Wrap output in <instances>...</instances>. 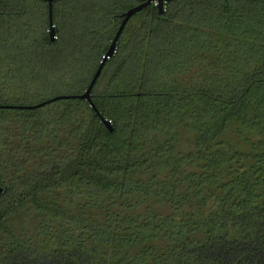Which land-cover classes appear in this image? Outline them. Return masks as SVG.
<instances>
[{
	"label": "trees",
	"instance_id": "obj_1",
	"mask_svg": "<svg viewBox=\"0 0 264 264\" xmlns=\"http://www.w3.org/2000/svg\"><path fill=\"white\" fill-rule=\"evenodd\" d=\"M142 2L0 0V264H264V0L150 4L93 108Z\"/></svg>",
	"mask_w": 264,
	"mask_h": 264
},
{
	"label": "water",
	"instance_id": "obj_2",
	"mask_svg": "<svg viewBox=\"0 0 264 264\" xmlns=\"http://www.w3.org/2000/svg\"><path fill=\"white\" fill-rule=\"evenodd\" d=\"M45 1H47L49 3V8H50V31L49 32H50L51 40L54 41V40H56V26H55L54 20H53V2L55 0H45ZM141 1H143L142 4H140L137 7L132 8L131 10H129L128 12H126L123 15L124 19H123L122 25L120 26V28H119V30H118V32H117L112 44H111L110 49L108 50V52L105 55L103 61L101 62V65H100L99 69L97 70V72H96V74H95V76H94L89 88L87 89V91L83 95L76 96V97H80L81 99L88 100L91 103V106L93 108H95V105L93 104V101H92V98H91L93 87L96 84L99 76L101 75V72H102V69H103L105 63L116 53L119 38H120L124 28L126 27L127 23L129 22V20L134 15H136L138 12H141L144 8H146L147 6H149L150 4H152L154 2H157V5L159 6L160 12L164 13L165 4L167 2H171V1H174V0H141ZM70 97L71 96L56 97L52 101H55V100H58V99H61V98H70ZM45 103H42L40 106L44 105ZM24 108L30 109V108H34V107H24ZM103 122L110 129V131H113L112 122L110 120H108L106 118H103ZM2 191H3V189L0 187V192H2Z\"/></svg>",
	"mask_w": 264,
	"mask_h": 264
}]
</instances>
